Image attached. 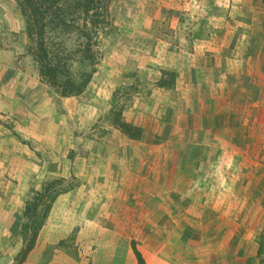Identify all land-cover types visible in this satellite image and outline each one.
Listing matches in <instances>:
<instances>
[{
    "label": "crops",
    "instance_id": "1",
    "mask_svg": "<svg viewBox=\"0 0 264 264\" xmlns=\"http://www.w3.org/2000/svg\"><path fill=\"white\" fill-rule=\"evenodd\" d=\"M6 3L7 0H0V11ZM204 3L205 0H183V8L188 9L183 16L188 26H184L180 33L174 29V35L179 36V39H156L148 27L130 30L136 38V44L143 38L147 41V48L139 49L138 44L130 51L120 49L124 57L130 53L131 58L123 61V64L118 62V82L123 84L122 79L127 83L150 82V88L148 94L139 100L132 96L134 100L124 101L126 110L122 112L121 120L132 121L134 116L130 112L136 111L131 108L136 106L143 107L145 110H141L143 112L140 114L146 115L142 117L145 125L140 141L128 138L121 146H118L119 138H110L111 130L118 129L110 119L115 109H112L111 104L118 100L112 94V88L103 92L88 86L96 96L84 90L78 95L62 97L54 104L55 99L47 91L46 85L35 74H27L15 61L16 54L22 52L15 51L17 44L6 43L8 38L2 37L13 31L19 40L18 44L21 38L23 43L28 42L18 16L14 15V11L11 20L0 16V103L8 113L5 112V117L12 120V129L19 131L21 139L36 143L33 150L37 151L29 150L0 130V163H6L0 175V184L6 187L0 190V227L19 224L22 200L28 189V180L34 172L40 170L42 173L43 168L42 175L67 177L66 164L64 166L62 158L69 148H73L76 154V168H85L89 177L92 169L102 172L106 177L111 157L118 156L119 169L130 175L133 168L129 167L128 160L123 162L124 158L129 159L127 156H130L131 161L137 158L140 148L150 146V155L153 156L155 147H163L164 155L166 153L171 160L175 156H170L169 152L172 154L173 149L180 151L187 146L184 154L191 167L187 176L194 179L198 177L200 189L198 187L196 190L201 195H204L202 190L207 182H211L214 210L219 208L215 207L213 197L216 196L218 201L219 194H225L228 210L235 206L234 182L238 176H244L241 177L238 187L242 189H238V193L248 192L250 178L241 173V169L250 172L252 164L264 161V0H210V3ZM203 6L208 11L203 10ZM169 25L175 28L176 20L173 17ZM128 65L131 68H127ZM162 70L174 72L170 86L156 84L166 74ZM80 109L86 111L90 120L96 121L98 118L97 128L104 130L102 136H96L95 133L74 134L73 131H79L85 123L86 116H81ZM39 123L41 127L37 128ZM221 124H225L222 138L219 136ZM146 134L148 139L145 138ZM193 146L195 150L189 160L188 153ZM199 146L214 147L215 155L208 159L198 156L196 151ZM221 147L225 148V155L220 154ZM170 160H167L165 171L161 174L166 185L163 190L160 189L161 192L150 195L152 197L149 199L125 200L126 205L134 202L139 217L148 213L153 221L157 219V223L162 226L170 224L173 211L185 209L184 203H181L185 192L181 190L183 188L178 180L185 177L177 175L172 166L170 168ZM207 160L212 164L208 165ZM221 162H227L230 171L220 170ZM150 177L160 178L156 172ZM219 178L227 181L231 179L230 184L233 186H230L233 188L221 191L218 186L215 187L213 180ZM87 187L91 189L90 184ZM114 188L118 189L117 183ZM62 196L64 194L57 195L54 202L57 198L61 201ZM164 196L178 200V204H171V199L165 200ZM216 205L221 207L218 203ZM52 207L57 208L58 204L53 203ZM244 207V210L253 209L246 202ZM254 209L264 210L262 201ZM160 211L163 212L162 217ZM100 224L106 225L105 221H100ZM229 234L227 231L226 236L229 237ZM131 243L134 244L133 241ZM134 247L147 264V254L135 244ZM160 260L164 262L162 256Z\"/></svg>",
    "mask_w": 264,
    "mask_h": 264
},
{
    "label": "rangeland",
    "instance_id": "2",
    "mask_svg": "<svg viewBox=\"0 0 264 264\" xmlns=\"http://www.w3.org/2000/svg\"><path fill=\"white\" fill-rule=\"evenodd\" d=\"M182 2L183 0L107 1L103 13L97 17L99 22L93 25L86 23V27L83 28L90 39L91 59L80 52V42H83L85 37L81 35L77 38L74 29L69 32L55 29L48 33L46 41L48 43L52 41L50 46L52 51L58 52L60 58H65L71 71V78L79 80V73L90 72V77L82 91L87 90L96 96L95 92L87 88L88 86L95 91L101 89L103 92L112 88V94L116 95L118 100L111 104L112 109H115L112 110L110 119L111 123L117 126L118 129L114 128L118 132L111 130L110 138H119L118 146L123 145L128 138H136L140 141L145 125L142 117L146 115L140 113L145 109L137 106L131 108L132 111H136L130 112V115L134 116L132 121L125 122L120 117L126 110V106H123L124 101L134 100L132 96L139 100L143 95L148 94L150 88L148 85L150 82L127 83L125 79H122L123 84L118 82L120 80L118 62L123 64V61L131 58L130 53L124 57L120 49L130 51V48L139 44V49L145 50L147 41L142 38L136 44V38L130 31L143 27H148L156 39L161 37L179 39V36L174 35V29L180 33L184 26H188L183 17L188 9L183 8ZM208 3L210 0H205L204 5ZM204 9L208 11L206 6H203ZM13 11L21 21L25 32L24 17L20 13L17 0H7V3L2 5L0 16L11 20ZM172 17L176 20L175 28L169 25ZM76 23L80 27L83 21L80 18ZM10 32L11 34L6 33L2 37L8 38L7 42L4 40L6 43L17 44L15 51H22L16 54L15 61L27 74H35L38 80L46 85L47 91L55 99L54 104L55 102L57 104V100L64 96L59 95L58 88L49 86L39 78L34 60L26 53L29 40L23 43L21 38L18 44L16 33ZM129 66L127 68H131ZM128 72L131 73V70ZM162 72L166 74L161 77L162 80L156 81V84L159 82V85L170 86L173 83L174 72L171 70H162ZM3 108V104L0 103V130L20 141L29 150L37 152L33 150L36 143L21 139L19 131L12 129V120H9L8 116L5 117L7 112ZM54 108L57 109V106L54 105ZM78 111H81V116H86L85 123L83 126L80 125L79 131L74 130V134L95 133L96 136H102L104 130L97 128L98 118L96 121L92 118L90 120L85 110ZM77 122L78 120L75 126L78 125ZM221 125L220 138L223 137L221 133L225 132V124ZM36 127L40 128L41 123ZM87 129L90 131L88 132ZM145 138L148 139V134ZM194 147H191L188 153L189 160H191L189 156L194 153ZM198 148L199 150L196 151L198 156L208 159L209 156L215 155L214 147L199 146ZM186 149L187 146L180 151L173 149V153L169 152V155L175 158L170 160L166 153L164 155L163 147H155L152 156L150 146H145L140 148L139 156L132 161L130 156H127L129 159L124 158L123 162L128 160L129 167L133 168L130 175L119 169L120 164L116 156L111 157L108 162L106 177L105 174L94 169L90 171L89 177V172H86L85 168L75 167L76 154L73 148H69L62 158L64 166L66 164L67 177L42 175L43 168L42 173L40 170L34 172L28 180V189L22 200L19 224L0 227V264H136L131 251V241L141 252L147 254V264H264V210L254 209L257 203L262 201L264 204V161L261 164H252L250 172L248 169L240 168L241 173L249 176L250 188H247L248 192L239 194L238 189L241 190L242 187L238 186L241 177L244 176L240 175L236 178L235 206L232 205L231 210L226 207L228 202L225 194L219 193L218 201L216 196L213 197L215 207L219 208L214 210L211 182H207L202 190L204 195H201L196 190L198 187L200 189L197 183L198 177L194 179L187 176L191 167L184 154ZM220 154L225 155V148H220ZM65 158L71 159L67 161ZM46 159H44L45 163ZM167 160H170V168L172 166L177 175L185 177L178 179L183 188L181 190L185 192L181 197L185 209L173 211L170 224L162 226L157 223V215L154 218L156 221H153V217H149L148 213L139 217L134 202L126 205L125 200H142L146 197L149 199L152 197L150 195L155 196L158 191L161 192L160 189L163 190L166 186L161 174L165 171L164 165ZM207 163L212 164L209 160ZM3 165L5 166L6 163H0V175L3 173ZM219 168L222 171L228 170L227 162H221ZM153 172H156L160 178L150 177ZM103 176L105 178H102ZM230 180L219 178L213 180V185L218 186L221 191L230 190L233 188ZM86 182L87 185H84ZM116 183L118 189L114 188ZM89 184L91 189L87 187ZM4 188L6 187L0 184V190ZM59 194H64L62 200L58 201L57 198L54 202ZM33 199L37 203L35 214L24 216V201ZM164 199H171V204H178V200L171 197L164 196ZM245 202L247 206H253V209L244 210ZM53 203L58 204V207L53 208ZM216 203L221 207H217ZM162 214L163 212L160 211L161 217ZM100 221H105L106 225L100 224ZM227 231L230 232L229 237L226 236ZM161 256L164 262L160 260Z\"/></svg>",
    "mask_w": 264,
    "mask_h": 264
},
{
    "label": "trees",
    "instance_id": "3",
    "mask_svg": "<svg viewBox=\"0 0 264 264\" xmlns=\"http://www.w3.org/2000/svg\"><path fill=\"white\" fill-rule=\"evenodd\" d=\"M21 15L24 17L25 32L29 40L26 53L34 60L38 68V76L49 86L59 89L60 96L79 94L90 77V72L79 73V80L70 77V68L65 58L56 51H52L48 43V33L52 30L69 32L75 30L76 36L83 35L85 40L80 42V52L91 59V43L83 30L86 23L93 25L97 17L101 16L109 0H17ZM83 21L78 27L76 20ZM86 21V22H85ZM82 27V28H81ZM56 47V46H53ZM58 48L56 47V50ZM59 51V50H58ZM59 56V57H58ZM62 56V55H61ZM159 84V82H157ZM37 203L33 199L24 201V216L33 213ZM25 228V226H23ZM35 235V231H32ZM33 240V238H32ZM131 249L136 264H145L140 253L131 243Z\"/></svg>",
    "mask_w": 264,
    "mask_h": 264
}]
</instances>
